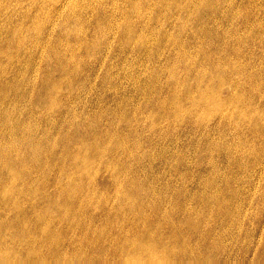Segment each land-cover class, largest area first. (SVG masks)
I'll return each mask as SVG.
<instances>
[{
	"label": "rangeland",
	"instance_id": "rangeland-1",
	"mask_svg": "<svg viewBox=\"0 0 264 264\" xmlns=\"http://www.w3.org/2000/svg\"><path fill=\"white\" fill-rule=\"evenodd\" d=\"M0 1L1 241L31 264H264V0Z\"/></svg>",
	"mask_w": 264,
	"mask_h": 264
},
{
	"label": "bare ground",
	"instance_id": "bare-ground-1",
	"mask_svg": "<svg viewBox=\"0 0 264 264\" xmlns=\"http://www.w3.org/2000/svg\"><path fill=\"white\" fill-rule=\"evenodd\" d=\"M16 1H17V0H16ZM0 2H1V1H0ZM3 3H4V2H3ZM14 3H15V2H14ZM5 4H6V3H5ZM18 4H20V3H18ZM168 4H169V3H168ZM74 5H75V4H72L71 7L74 6ZM5 6H6V5H5ZM33 6H34V4H33ZM31 7H32V6H31ZM76 7L80 8V7L77 6V5H76ZM76 7H75V9L77 10ZM0 8H1V3H0ZM16 9H18V8H16ZM69 9H70V8H69ZM72 9H73V8H72ZM80 9H81V8H80ZM80 9H78V10H80ZM78 10H77V11H78ZM3 11H4V10H3ZM71 11L73 12V10H71ZM68 12H69V10H68ZM1 13H2V12H1ZM3 13H4V12H3ZM67 14L70 15L69 13H67ZM74 15H75V14H74ZM70 16H71V15H70ZM70 16H69V17H70ZM65 17H66V15H65ZM34 19H35V18H34ZM77 19H78V18H77ZM80 19H81V18H80ZM36 21H37V20H36ZM36 21H35V22H36ZM79 21H80V20H79ZM79 21H78V22H79ZM35 22H34V20L32 21V23H35ZM21 23H22V21H21ZM79 23H80V22H79ZM40 24H41V23H40ZM40 24H39V25H40ZM25 25H26V24H25ZM33 25L35 26V24H33ZM33 25H31V26H33ZM22 26H23V23H22ZM31 26H30V27H31ZM71 26H72V24H71ZM77 26H78V25H77ZM6 27H7V26H6ZM13 27H14V26H13ZM13 27H12V28H13ZM15 27H16V26H15ZM23 27H24V26H23ZM41 27H42V26H41ZM73 27H74V26H73ZM80 27H81V26H80ZM0 28H1V27H0ZM12 28H11V29H12ZM17 28H18V27H17ZM21 28H22V27H21ZM26 28H27V27H25L24 29H26ZM39 28H40V27H39ZM75 28L77 29V27H74V29H75ZM78 28H79V27H78ZM4 29L6 30V28H4ZM27 29H28V28H27ZM66 29H67V28H66ZM70 29H71V28H70ZM70 29H69V30H70ZM74 29H73V30H74ZM76 29H75V30H76ZM13 30L15 31L16 29H13ZM17 30H18V29H17ZM28 30H29V29H28ZM34 30H36V31L38 30V31H39L38 28H37V29L34 28ZM1 31H2V28H1ZM21 31H23V30H20V32H21ZM10 32H11V31H10ZM10 32H9V33H10ZM78 32H79V31H78ZM15 33H16V32H15ZM15 33H14V34H15ZM36 33H37V32H36ZM11 34H13V32H11ZM14 34H13V35H14ZM18 34H20V33L18 32ZM30 34H32V33L30 32ZM38 34H39V33H38ZM79 34H80V33H79ZM22 35H23V34H22ZM35 35H36V34H35ZM35 35H34V37H35ZM80 35H81V34H80ZM17 36H18V35H17ZM19 36H20V35H19ZM32 36H33V35H32ZM47 36H48V35H47ZM76 36H77V35H76ZM81 36H82V35H81ZM21 37H23V36H21ZM21 37H20V38H21ZM30 37H31V35H30ZM16 39H17V38H16ZM27 39H28V38H27ZM34 39H35V38H34ZM28 40H29V39H28ZM36 40H37V39H36ZM13 41H14V38H13ZM26 41H27V40H26ZM30 41H31V40H29V42H30ZM21 42H22V41H21ZM23 42H24V41H23ZM16 43H17V42H16ZM16 43H15V44H16ZM58 43H59V42H58ZM58 43H57V44H58ZM83 43H86V42L84 41ZM92 43H93V42H92ZM18 44H19V43H18ZM33 44H34V43H33ZM35 44H36V42H35ZM81 44H82V41H81ZM81 44H80V45H81ZM21 45H22V44H21ZM86 45H88V44L86 43ZM90 45H91V44H90ZM19 46H20V45H19ZM20 47L23 48L22 46H20ZM24 47H25V46H24ZM88 47H90V46H88ZM40 48H42V46H40ZM5 49H6V48H5ZM15 49H16V48H15ZM0 50H1V49H0ZM6 50H7V49H6ZM9 50H10V49H9ZM13 50H14V49H13ZM26 50H27V48H26ZM71 50H72V49H71ZM73 50H74V49H73ZM11 51H12V50H11ZM18 51H20L19 48H18ZM15 52H16V50H15ZM41 52H42V51H41ZM72 52H73V51H72ZM49 53H50V52H49ZM19 54H20V53H19ZM23 54H24V53H23ZM4 55H6V53H5ZM15 55H16V54H15ZM40 55H41V53H40ZM10 56H11V54H10ZM16 56H18V54H17ZM21 56H22V55H21ZM21 56H20V57H21ZM52 56H53V58H55L54 55H52ZM8 57H9V56H8ZM0 58H1V56H0ZM13 58H14V55H13ZM18 58H19V57H18ZM53 58H51V59H53ZM11 59H12V57H11ZM62 59H63V57H62ZM3 60H4V57H3ZM18 60H19V59H18ZM18 60H17V58H16L17 63H18ZM66 60H67V59H66ZM54 61H55V60H54ZM57 61H59V60H57ZM10 62H11V61H10ZM0 63H1V61H0ZM3 63H4V62H3ZM38 63H39V62H38ZM58 63H59V62H58ZM64 63H66L65 60H64ZM5 64L7 65V63H5ZM35 64H36V63H35ZM0 65H1V64H0ZM3 65H4V64H3ZM57 66L60 67L59 64H58ZM7 68H8V67H7ZM47 68H49V67L47 66ZM186 68H187V67H186ZM51 69H52V68H51ZM48 70H50V69H48ZM55 70H56V69H55ZM59 70H60V69H59ZM45 71H46V70H45ZM56 72H57V71H56ZM4 73H5V72H4ZM50 74H51V73H50ZM46 75H47V73H46ZM48 75H49V74H48ZM48 75H47V76H48ZM43 77H44V76H43ZM201 78H203V77H201ZM39 80H40V77H39ZM41 80H43V78H42ZM41 80H40V81H41ZM203 81H204V79H203ZM55 82H56V81H55ZM240 82H241V81H240ZM40 83H41V82H40ZM56 83H57V82H56ZM201 83H202V82H201ZM175 84H176V83H175ZM199 84H200V83H199ZM42 85H43V84H42ZM42 85H41V86H42ZM55 85H56V84H55ZM41 86L39 85V87H41ZM189 86H190V85H189ZM189 86H188V87H189ZM44 87H45V86H44ZM55 87H56V86H55ZM42 88H43V87H42ZM47 88H48V87H47ZM52 88H54V87H52ZM37 89H38V88H37ZM37 89H36V90H37ZM187 89H188V88H187ZM199 89H200V88H199ZM201 89L203 90L202 87H201ZM10 91H11V90H10ZM41 91H42V93L44 92V90H41ZM45 91H46V90H45ZM3 92H4V91H3ZM47 92L50 93V91H47ZM47 92L45 93V96L47 95ZM187 92H188V90H187ZM205 92H206V91H205ZM205 92H204V93H205ZM217 92H218V91H217ZM53 93H54V92H53ZM204 93H203V94H204ZM214 93H215V92H214ZM3 94H4V93H3ZM203 94H202V95H203ZM216 94H217V93H216ZM48 95H49V94H48ZM50 95H51V93H50ZM52 95H53V94H52ZM232 95H233V94H232ZM232 95H231V96H232ZM236 95H237V94H236ZM185 96H186V95H185ZM185 96H184V97H185ZM50 97H51V96H48V99H49ZM52 98H54V96H53ZM35 99H36V98H35ZM169 99H170V98H169ZM191 100H192V99H191ZM195 100H196V99H195ZM224 100H225V99H224ZM192 101H194V100H192ZM197 101H199V100H196V102H197ZM219 101H220V100H219ZM235 101H236V100H235ZM37 102H38V100H37ZM171 102H172V101H171ZM199 102H200V101H199ZM201 102H202V101H201ZM236 102H237V101H236ZM174 103H175V102H174ZM177 103H179V102H177ZM211 103H212V102H211ZM213 103H214V102H213ZM200 104H201V103H200ZM200 104H199V105H200ZM218 104H219V103H218ZM220 104L223 105L222 102H220ZM159 105H160V104H159ZM174 105H175V104H174ZM176 105H177V104H176ZM176 105H175V106H176ZM196 105H197V104H196ZM225 105H227V104H225ZM248 105H249V104H248ZM177 106H178V105H177ZM177 106H176V107H177ZM179 106H180V105H179ZM213 106H214V105H213ZM235 106H236V104L234 105V107H235ZM158 107H159V106H158ZM193 107H194V106H193ZM195 107H196V106H195ZM195 107H194V108H195ZM207 107H209V105H208ZM210 107H211V106H210ZM214 107H215V106H214ZM174 108H175V107H174ZM220 108H221V107H220ZM250 108H251V107H250ZM253 108L255 109V107H253ZM214 109H215V108H214ZM236 109H237V108H236ZM175 110H176V109H175ZM181 110H182V109H180V111H181ZM190 110H192V109H190ZM205 110H206V109H205ZM210 110H211V108H210ZM252 110H253V109H252ZM176 111H177V110H176ZM232 111H234V110H232ZM251 112H252V111H251ZM15 114H16V113H15ZM236 116H237V114H236ZM254 117H255V115H254ZM254 117H253V118H254ZM256 117H257V115H256ZM257 118H258V117H257ZM253 122H255V121H253ZM253 122H252V123H253ZM3 123H5V121H4ZM9 126H10V125H9ZM256 128H259V127L257 126ZM256 128H255V129H256ZM261 129H262V128H261ZM8 133H9V132H8ZM20 137H21V136H20ZM24 137H25V136H24ZM27 137H28V136H27ZM16 139H18V137H16ZM10 141H11V140H10ZM1 142H2V141H1ZM1 142H0V143H1ZM7 143H8V141H7ZM9 143H10V142H9ZM11 143H14V142L11 141ZM19 143H20V142H19ZM37 143H38V142H37ZM33 144H34V143H33ZM8 145H9V144H8ZM34 145H37V144H34ZM4 146H6V145H4ZM13 146H14V145H13ZM1 147H2V145H1ZM9 147H10V146H9ZM11 147H12V146H11ZM17 147H18V146H17ZM20 147H21V146H20ZM31 147H32V146H30V149H31ZM13 148H15V147H13ZM22 148H23V147H22ZM24 148H25V147H24ZM33 148H34V147H33ZM33 148H32V150L34 151ZM98 148H99V147H98ZM11 149H12V148H11ZM39 149H40V148H39ZM4 150H5V149H4ZM32 150H31V151H32ZM50 150H51V149H50ZM43 151H44V150H43ZM102 151H103V150H100V152H102ZM1 152H3L2 149H1ZM35 152H36V151H35ZM113 152H114V151H113ZM6 153H7V152H6ZM6 153H5V155H6ZM20 153H21V151H20ZM37 153H38V152H37ZM39 153H40V151H39ZM102 153H104V152H102ZM40 154H41V153H40ZM70 154H71V153H70ZM100 154H101V153H100ZM2 155H3V153H2ZM5 155H4V156H5ZM18 155H19V154H18ZM20 155H21V154H20ZM37 155H38V154H37ZM98 155H99V153H98ZM11 156H12V155H11ZM46 156H47V155H46ZM80 156H81V155H80ZM17 157H18V156H17ZM85 157H86V156H85ZM85 157H84V158H85ZM39 158H40V157H39ZM87 158H88V155H87ZM89 158H90V157H89ZM2 159H3V158H2ZM2 159H1V160H2ZM4 159H5V158H4ZM12 159H13V158H12ZM18 159H19V158H18ZM25 159H26V158H25ZM26 160H27V159H26ZM38 160H39V159H38ZM38 160H37V161H38ZM24 161H25V160H24ZM35 161H36V160H35ZM37 161H36V162H37ZM26 162H27V161H26ZM8 163H9V162H8ZM23 163H24V162H23ZM33 163H35V162H33ZM37 163H38V162H37ZM37 163H35V165H36ZM39 163H40V162H39ZM39 163H38V164H39ZM88 163H89V161H88ZM1 164H2V161H1ZM20 164H21V163H20ZM38 164H37L36 166H38ZM35 165H34V167H35ZM39 165H41V164H39ZM8 166H9V164H8ZM19 166H20V165H19ZM30 166H31V165H30ZM85 167H87V166H85ZM89 167H90V166H89ZM1 168H2V167H1ZM14 168H15V167H14ZM14 168L11 167V168H10L11 171H12V169H14ZM17 168H18V167H17ZM2 169H3V168H2ZM18 169H19V168H18ZM18 169H17V171H18ZM31 169H32V167H31ZM8 170H9V169H8ZM64 171H65V170H64ZM64 171H63V173H64ZM9 172H10V171H9ZM22 172H24V171L22 170ZM22 172H21V174H22ZM26 172H27V171H26ZM15 173L17 174L16 171H15ZM5 175H6V174H5ZM22 176H23V174H22ZM1 177H2V176H1ZM1 177H0V180H1ZM19 178H20V177H19ZM21 178H22V177H21ZM4 179H5V178H4ZM15 179H18V178H15ZM15 179H14V180H15ZM5 180H6V182H7L8 179H5ZM2 181H3V179H2ZM2 181H1V182H2ZM22 181H23V180H22ZM29 181H30V180H29ZM10 182H11V181H10ZM27 182H28V180H27ZM2 183H4V182H2ZM14 183H15V182H14ZM0 184H1V183H0ZM20 184H21V182H20ZM28 184H31V182L28 183ZM1 185H2V184H1ZM24 185H25V183H24L22 186H24ZM3 186H4V184H3ZM8 186H10V185H8ZM8 186H7V188H9ZM11 186H12V185H11ZM30 187H32V186H30ZM4 188H5V187H4ZM27 188L29 189L28 186L26 187V189H27ZM0 189H1V187H0ZM33 189H34V188H33ZM29 190H30L31 193H32V188H30ZM67 190H69V188H67ZM70 190H71V188H70ZM9 191H10V189H9V190L6 189V188L3 189V192H4V193H7L8 195H9ZM23 191H24V189H23ZM33 191H35V190H33ZM27 192H28V191H27ZM66 192H67V191H66ZM76 192H78V190H77ZM31 193H30V194H31ZM63 193H64V192H63ZM69 193H70V192H68V197H69ZM25 194H26V193H25ZM76 194H77V193H76ZM13 195H14V194H13ZM63 195H64V194H63ZM23 196H24V195H23ZM25 196H26V195H25ZM32 196H33V194H32ZM32 196H31V197H32ZM3 197H5V196H3ZM11 197H12V196H11ZM18 197H19V196H18ZM29 197H30V195H29ZM34 197H35V196H34ZM13 198H14V197H13ZM32 198H33V197H32ZM37 198H38V197H37ZM40 198H41V197H40ZM11 199H12V198H11ZM15 199H16V198H15ZM33 199H34V198H33ZM52 199H53V198H52ZM0 201H2V203H3V200H0ZM72 201H73V200H72ZM10 202H11V201H10ZM17 202L19 203L20 201L17 200ZM15 203H16V202H15ZM46 203H47V202H46ZM51 203H52V202H51ZM0 204H1V203H0ZM47 204H48V203H47ZM74 204H75V203H74ZM48 206L50 207V205H48ZM33 209H34V208H33ZM53 209H54V208H53ZM13 211H14V210H13ZM31 211H32V209H31ZM50 211H51V210H50ZM53 211L57 212L55 209H54ZM53 211H52V213H53ZM16 212H17V211H16ZM0 213H1V212H0ZM6 213H7V212H6ZM35 213H37V212H35ZM39 213H40V212H39ZM52 213H50V214H52ZM19 214H20V213H19ZM31 214H32V213H31ZM55 214H56V213H55ZM13 215H14V214H13ZM21 215H22V213H21ZM138 215H139V214H138ZM138 215H137V216H138ZM34 216H35V215H34ZM45 216H46V215H45ZM49 216H50V215L48 214V217H49ZM51 216H52V215H51ZM53 216H54V215H53ZM53 216H52V218H53ZM21 217H22V216H21ZM29 217H31V216H29ZM29 217H28V218H29ZM43 217H44V216H43ZM36 218H37V217H36ZM52 218H51V219H52ZM139 218H140V217H139ZM30 219H31V218H30ZM39 219H40V218H39ZM46 219H47V217H46ZM51 219H50V220H51ZM13 220H14V219H13ZM50 220H48V222H49ZM52 220H53V219H52ZM52 220H51V221H52ZM54 220H55V219H54ZM17 221H18V220H17ZM17 221H16V222H17ZM40 221H41V220H40ZM45 221L47 222V220H45ZM16 222H15V223H16ZM18 222H19V221H18ZM18 222H17V224H18ZM42 223H43V222H42ZM9 224H10V223H9ZM12 225H13V224H12ZM19 225H20V224H19ZM0 226H1V224H0ZM9 226H10V225H9ZM9 226H8V227H9ZM1 227H3V226H1ZM1 227H0V228H1ZM14 228H15V226H14ZM19 228H20V226H19ZM45 228H46V227H45ZM2 229H4V228H2ZM2 229H0V231H1ZM21 229H22V228H21ZM34 229H35V228H34ZM24 230H25V229H24ZM47 230H48V229H47ZM2 231H3V230H2ZM5 232H6V230H5ZM13 232H15V231L13 230ZM28 232H29V231H28ZM49 232H50V231H49ZM52 232H53V231H52ZM152 232H153V231H152ZM47 233H48V232H47ZM149 233H150V232H149ZM5 234H7V233H5ZM9 234H12V233H9ZM14 234H17V233H13L12 235H14ZM23 234H24V233H23ZM31 234H32V233H31ZM45 234H46V233H45ZM48 234H49V233H48ZM141 234H142V233H141ZM2 235H3V234H1V236H2ZM17 235H18V234H17ZM17 235H16V236H17ZM26 235H27V233H26ZM26 235H25L24 237H22V238H25ZM46 235H47V234H46ZM9 236H10V235H9ZM143 236H144V235H143ZM2 237H3V236H2ZM7 237H8V236H7ZM18 237H19V236H18ZM19 238H21V236H20ZM22 238H21V239H22ZM0 239H1V238H0ZM25 239H26V238H25ZM53 239H54V238H53ZM151 239H152V238H151ZM151 239H150V240H151ZM156 239H157V238H156ZM4 240H5V238H4ZM10 240H11V239H10ZM13 240H14V239H13ZM26 240H27V239H26ZM147 240H148V239H147ZM150 240H149V242H150ZM34 241H35V240H34ZM163 241H164V240H163ZM18 242H19V241H17V243H18ZM20 242H21V241H20ZM139 242H141V241H139ZM139 242H137V243H139ZM27 243H28V242H27ZM162 243H163V242H162ZM169 243H170V242H169ZM169 243H168V244H169ZM139 244L141 245V243H139ZM150 244H151V242H150ZM16 245H17V244H16ZM16 245H14V243H11V241L8 242V241H1V240H0V264H25V263L31 264V261H30L31 258H24V259H23L22 257L19 256V255L22 256V254L20 253V250L17 249ZM19 245H20V243H19ZM21 245H22V244H21ZM21 245H20V246H21ZM31 245H32V244H31ZM135 245H136V244H135ZM135 245L133 246L134 248H135ZM162 245H163V244H161V246H162ZM137 246H138V244H137ZM150 246H152V245H150ZM156 246H157V245H156ZM158 246H159V245H158ZM158 246H157V247H158ZM163 246H164V245H163ZM175 246H176V245H175ZM175 246H174V247H175ZM140 247H141V246H140ZM140 247L138 246V249H139ZM176 247H177V246H176ZM21 248H22L21 251H22V253H23V250H24V249H23V247H21ZM142 248H144V246H143ZM177 248H178V247H177ZM177 248H176V249H177ZM33 249H34V248H33ZM124 249H125V248H124ZM140 249H141V248H140ZM152 249H153V248H152ZM161 249H162V247H161ZM135 250H136V249H135ZM148 250H149V248H148ZM154 250H155V249H154ZM174 250H175V249H174ZM166 251H167V250H165V252H166ZM37 252H38V251H37ZM45 252H47V251H45ZM136 252H137V251H136ZM150 252H151V251H150ZM154 252H157V250L154 251ZM175 252H176V251H174V253H175ZM35 253H36V252H35ZM35 253H34V254H35ZM143 253H144V252H143ZM157 253H158V252H157ZM176 253H177V252H176ZM23 254H25V253H23ZM29 254L31 255V253H29ZM43 254H44V253H43ZM141 254H142V253H141ZM154 254H156V253H154ZM160 254H161V253H160ZM160 254L158 253V255H160ZM26 255H27V254H26ZM44 255H45V254H44ZM46 255H48V254H46ZM52 255H53V254H52ZM151 255H152V254L150 253V256H151ZM156 255H157V254H156ZM162 255H163V254H162ZM175 255H176V254H175ZM48 256H49V255H48ZM55 256H56V255H55ZM168 257H169V255H168ZM175 257H176V256H175ZM41 258H42V256H41ZM44 258H45V257H44ZM130 258H131V257H130ZM38 259H39V258H38ZM147 259H148V258H147ZM159 259H160V258H159ZM28 260H29V262H28ZM41 260H42V259H41ZM139 260H140V259H139ZM149 260H151V259L149 258ZM175 260H176V259H175ZM49 261H50V260H49ZM171 261H173V260H171ZM36 262H38V261H36ZM39 262H40V261H39ZM32 263H34V260L32 261ZM43 263H44V262H43ZM43 263H42V264H43ZM139 263H140V262H139ZM37 264H38V263H37ZM46 264H47V263H46ZM60 264H61V262H60ZM135 264H136V263H135ZM147 264H148V263H147ZM151 264H152V262H151Z\"/></svg>",
	"mask_w": 264,
	"mask_h": 264
}]
</instances>
